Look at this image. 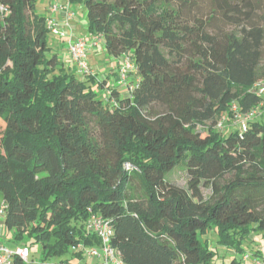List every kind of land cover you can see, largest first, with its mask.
<instances>
[{
    "label": "trees",
    "instance_id": "trees-1",
    "mask_svg": "<svg viewBox=\"0 0 264 264\" xmlns=\"http://www.w3.org/2000/svg\"><path fill=\"white\" fill-rule=\"evenodd\" d=\"M78 1L87 34L129 59L136 84L101 95L106 82L52 51L37 0H0L4 229L40 244L39 264H70L99 246L96 215L123 264H214L200 240L214 228L236 253L225 264H246L242 244L264 235V0ZM181 164L186 186L168 179Z\"/></svg>",
    "mask_w": 264,
    "mask_h": 264
},
{
    "label": "built area",
    "instance_id": "built-area-1",
    "mask_svg": "<svg viewBox=\"0 0 264 264\" xmlns=\"http://www.w3.org/2000/svg\"><path fill=\"white\" fill-rule=\"evenodd\" d=\"M62 11L64 14V24L70 26L69 22L75 18V14L68 9H64L59 3L51 4L49 8V13L51 14L50 18L46 20V26L51 35L63 38L65 40V46L68 52V55L71 59V62L74 66L77 74L81 75L80 77L86 78L88 76H93L92 70L90 69L87 63V52L89 48V43L86 37L74 38V35L71 31H65L59 26V23L56 22L53 18V15ZM92 40L100 41V37L96 36ZM133 66L129 62L128 58H124V63L118 71V79L116 81L117 86H126L128 92L132 91L135 87L136 82L128 84L129 71L132 70ZM254 89L258 96L264 94V83L257 82L254 84ZM233 111H236V108L233 106ZM256 115V111H252L245 116L236 115V123L240 125L243 129L248 120ZM223 120L218 124V128L223 126ZM127 168V166H126ZM4 204L0 206V225L3 219ZM3 225V224H2ZM87 229L99 240L98 247H89L84 248L80 247L83 251L87 249V255L91 259L98 260L97 264H123L122 261L117 257L116 253L111 247V237L112 229L110 225L105 222L99 216L93 215L90 217ZM13 256H18L23 262H27L29 258V250L26 247L19 246L14 250L9 249L4 245L0 240V264H11ZM245 261L249 260V256L244 257ZM252 264H263L260 260H253Z\"/></svg>",
    "mask_w": 264,
    "mask_h": 264
},
{
    "label": "rangeland",
    "instance_id": "rangeland-1",
    "mask_svg": "<svg viewBox=\"0 0 264 264\" xmlns=\"http://www.w3.org/2000/svg\"><path fill=\"white\" fill-rule=\"evenodd\" d=\"M44 0H37V12L41 15H46L45 14V10H44ZM72 10L75 13L76 17L78 18H85V10L84 7L82 5V3L78 0H74V3L72 4ZM80 29V27H79ZM48 39L49 42L51 43L53 39H55L54 37H52L51 35H48ZM99 41L96 40L95 44H98ZM102 46V45H101ZM100 53V52H99ZM103 54V53H102ZM92 54H90L89 52H87V63L90 67V69L92 70V74L95 75V73L93 72V69L91 68L90 64L94 65V67L100 71V73H104V70L106 68V65L104 64L105 61H103L101 63L102 56L98 57L99 62L101 63L99 66L94 62V60L92 59ZM94 55V54H93ZM108 56V54L106 55ZM110 60L112 62H115V58L113 59V57L109 56ZM125 58V57H124ZM123 58V61H124ZM130 62V61H129ZM131 63V62H130ZM260 66H261V70L260 72L262 74H264V43H263V53L261 56V61H260ZM104 75V74H103ZM81 75L77 74V77L80 78ZM261 81L264 82V76H261ZM109 86L110 87H114L117 88L122 97H125V95H127V87L126 86H117L116 85V80L115 78H112L109 81ZM263 121H264V117H263ZM4 127V123L3 120L0 118V130H2ZM230 127H226L225 130L223 132H221V134L226 133V131L229 129ZM235 128H233L234 130ZM169 180H171L172 182L180 185V186H186V182H187V174H186V168L184 165H179L175 168V170L173 171V173L169 176L168 178ZM210 194V192L206 189H203V195L204 197H208ZM201 242L204 244L206 242V244L208 245V247L216 252V257L214 259V264H221V263H227L228 260L236 255V253L234 251L228 250L225 247L219 245L217 243V236L215 233L214 228H211L207 231V233L200 237ZM4 244L6 247L8 248H13L15 247L16 244H14L13 239H12V233H10L9 236H7L4 240H3ZM31 241L29 240H25L24 243L28 246L29 249V259L28 262L29 264H39L41 263V261L43 260V254H42V248L40 246V244H31ZM242 248L244 249L245 253H247L250 257V259L246 262V264H252L253 259H258L260 260L263 264H264V235L258 234L256 236L250 237L248 240L244 241V243L242 244ZM87 249L84 250L81 253V257H76L70 253H67L66 255L63 256L62 259H66L68 260V262L70 264H81V263H85V264H97L98 260L95 259H91L90 257H88L87 255ZM255 252H258V255H255ZM56 259H53L50 262H54Z\"/></svg>",
    "mask_w": 264,
    "mask_h": 264
},
{
    "label": "crops",
    "instance_id": "crops-1",
    "mask_svg": "<svg viewBox=\"0 0 264 264\" xmlns=\"http://www.w3.org/2000/svg\"><path fill=\"white\" fill-rule=\"evenodd\" d=\"M44 3H45L44 4L45 5L44 10H45V14H46L44 16H46V17L50 16L49 8H50L51 4H53V3H59L64 9H68L69 11L73 12L72 4L74 3V0H44ZM53 18H54V20L56 22L59 23V26L61 28H63L65 31H71L73 33V35H74V38H81V37H86L87 38L88 43H89L88 52L90 54H92L91 55L92 59L94 60V62L98 66L103 61H105L104 64L106 65V68L104 70V73H100V71L97 70L94 67L93 64L92 65L90 64V66L93 69V72L95 73L97 78L102 80V82H104V83L106 82V86L103 89H101L99 91V93H101V95H104L105 93H107V90L110 87L109 86V81L112 78H115L116 81L118 79V71H119L120 67L124 63L123 58L122 57L115 58V59L113 58L115 60V62H112L110 60V58H109V55L106 56L107 53L105 52L102 39L100 38L99 43L95 44L94 40H92V39L94 37H96V36H89L87 34L85 18H81L80 19V18L75 16V18L69 22V25H70L69 27L64 24V14H63L62 11H60V12L56 13L55 15H53ZM79 27H80V29H79ZM54 38L55 39H53L52 42L50 43L52 51L58 54V58L64 64L65 68L72 70L71 68H73V64H72L71 59H70V57L68 55V52H67V49H66V46H65V40L63 38H59V37H54ZM99 55L102 56V59H103L101 61V63L99 62L100 59H98V57H100ZM134 81H135L134 76L130 74L128 76V84H131L132 82L134 83ZM127 93H128V91H127ZM127 95H125V97ZM120 96H121V93H120ZM9 235H10V232H7L4 229V227L2 225V222H1V225H0V240L3 242V240ZM16 247H18V246L15 245V247L9 248V249L14 250Z\"/></svg>",
    "mask_w": 264,
    "mask_h": 264
}]
</instances>
